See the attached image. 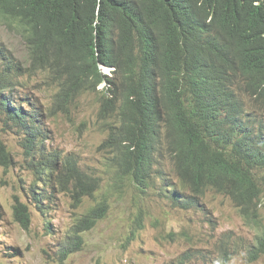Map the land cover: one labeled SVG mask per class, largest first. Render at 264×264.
I'll return each mask as SVG.
<instances>
[{
  "label": "trees",
  "instance_id": "trees-1",
  "mask_svg": "<svg viewBox=\"0 0 264 264\" xmlns=\"http://www.w3.org/2000/svg\"><path fill=\"white\" fill-rule=\"evenodd\" d=\"M209 20L223 33L204 45L194 38ZM0 23L21 36L33 68H50L57 73L59 87H65L58 96L61 108L106 84L107 109L112 108L116 127L99 148L108 152L110 159L113 154L111 167L117 178L113 189L117 182L121 186L129 180L145 196L176 206L179 202L183 209L198 205L208 191L228 190L229 170L241 153L242 141L237 134L247 114L244 104L230 108L222 122L215 114L197 112L194 103H188L186 110L178 89L167 90L161 85L177 84L173 77L175 59L186 47L189 63L205 61L233 43L238 33L241 42L250 35L248 51L258 58L260 50L264 52V0H0ZM0 55L7 63L0 75V115L8 127L9 121L22 126L27 115L9 112L3 94L12 83L10 75L22 66L5 49H0ZM101 65L114 68L113 76L105 75ZM229 82L225 76L217 89L231 92ZM246 89L264 103V68L252 74ZM22 129L29 155L31 134L35 138L37 133L32 128ZM122 142L127 145L122 146ZM117 151H123L124 157ZM31 161L40 177H66L61 180L62 192L71 194L74 207L95 197L99 181H82L72 160L39 155ZM0 163L6 168L14 163L1 138ZM108 211L104 200L77 218L74 244L81 247L82 235L95 229ZM14 215L28 230L31 221L19 200ZM261 240L253 258L264 253V236ZM73 252L65 246L59 264ZM184 257L202 259L198 251Z\"/></svg>",
  "mask_w": 264,
  "mask_h": 264
},
{
  "label": "rangeland",
  "instance_id": "rangeland-1",
  "mask_svg": "<svg viewBox=\"0 0 264 264\" xmlns=\"http://www.w3.org/2000/svg\"><path fill=\"white\" fill-rule=\"evenodd\" d=\"M0 49H5L22 66L21 71L10 75L13 82L49 110L44 124L48 136L44 140L45 150L59 151L65 159L73 160L86 178L99 181L95 197L85 199L80 208L74 209L71 194L62 192L60 186L42 187L20 133L16 127L5 125V118L0 115V138L14 162L10 168L0 163V264H59L65 246L74 252L63 264H210L217 257L215 242L224 232L233 230L254 238L256 230L242 220L231 201L214 192H209L198 207L182 209L166 200H152L129 180H125L123 187L117 182L113 189L116 170L111 167L110 154L99 148L104 139L98 125L103 94H84L63 109L54 99L56 79L31 66L21 36L2 23ZM6 64L0 55V75L4 74ZM32 190L49 197L43 201L44 214L34 208V197L38 198V194L33 196ZM17 200L31 208L29 230L15 220ZM104 200L109 206L108 215L95 229L82 235L81 247L74 244L71 238L76 219ZM140 211L145 216V229L129 240ZM262 214L264 224V205ZM45 216L52 218L48 234ZM176 231L182 233L173 240L170 234ZM198 250H204V258L185 259L186 253ZM235 259L239 264H264V256L255 263L242 256Z\"/></svg>",
  "mask_w": 264,
  "mask_h": 264
},
{
  "label": "clouds",
  "instance_id": "clouds-1",
  "mask_svg": "<svg viewBox=\"0 0 264 264\" xmlns=\"http://www.w3.org/2000/svg\"><path fill=\"white\" fill-rule=\"evenodd\" d=\"M222 33L223 31L213 27L209 20L207 24H204L199 28L194 39L198 43L208 45L213 39ZM261 36L264 37V34L261 33ZM250 40L251 37L249 35L244 41H239V34L237 33L234 42L228 43L219 54L212 53L211 57L205 59V61H198L192 64L187 60L188 47H186L185 53L175 59L176 65L174 66L173 77L177 84L173 86L161 85L167 90L178 89L186 102V110H189L187 108L188 103H194L197 106V112L215 114L222 122L227 117L229 109L234 106L244 104L247 111V114L243 119V126L237 134L242 141L240 145L241 153L236 155L233 160V166L229 170V179L227 181L228 190L225 193L211 190L208 191L207 194L209 192H214L215 194L229 199L242 220L250 228L256 230L257 233L254 238H248L237 234L233 230L224 232L215 242L217 257L210 264H239L235 259L237 256H242L248 262L255 263L264 256V253H262L259 258H253L262 243L261 237L264 236L262 214V207L264 205V103L252 92L246 89V84L252 74L257 70L264 68V52L260 50L259 57L254 58L248 51ZM101 69L102 72L109 77L113 76L112 72L115 70L114 68L105 65H101ZM44 70L54 78L57 75V73L50 68H45ZM38 71H43V69H39ZM225 76L230 79L229 89L231 92L229 93H222L217 89V83L222 81ZM11 82L12 83L8 85L6 93H3L6 96L7 109L14 116L27 115V118L24 119L22 126L9 121L10 127L17 128V131L20 133L21 139L24 142L26 132L22 129L23 126L26 128H32L37 133L35 138H32L31 134L29 144L31 154L27 155L31 160H38L39 155H44L51 158H59L61 156L65 161H69L65 159L59 151L48 152L44 148V140L48 138L47 134H45L47 130L44 128L45 121L49 117L47 106L43 105L38 98L32 97L28 93L22 91L23 87L21 85L16 84L13 80H11ZM204 85H206V87H204ZM56 86L57 91L54 99L60 104V97L58 98V96L60 93L65 92V87L61 90L57 79ZM101 86H103V88H100ZM105 89L106 84L102 83L98 86L96 91L92 92L103 94L100 98L101 108L98 118L99 128L104 134L103 141L106 139V136H108L111 129L116 127L112 124V108L107 109L108 103L107 97L104 95ZM84 94L85 93H83L82 96ZM108 97L111 98L112 95L108 94ZM102 125L106 126V128L103 129ZM126 145L125 142H122V146ZM117 152L121 158L124 157L123 151ZM112 158L113 154L111 155V161ZM75 165L78 168L76 163ZM81 176L82 181L84 178L85 180L87 179L82 173ZM63 178L66 177L41 175L39 183H41L44 188L51 189L54 184L61 187V180ZM43 190L45 191V189ZM31 194L33 196L38 194V198L34 197L35 203L33 206L44 214L43 210L45 209V206L43 201L48 200L49 197L46 196L45 193H36L34 190L31 191ZM207 194L198 205L193 207H198L206 199ZM146 196L150 197L148 194H146ZM152 200L155 201V199ZM74 202L76 201L73 200L74 209H78L80 208V205H82V202H80L78 207H74ZM22 204H24V207L27 209V214L31 221V227V208L25 203ZM171 204L174 207L181 208L174 205L172 202ZM51 223L52 218L45 216L44 224L46 234L52 230ZM134 225L135 228L131 231L129 240L136 237L139 232L145 229V216L142 211L136 216ZM48 226L51 227V230L49 231ZM136 229L138 232L133 235V231ZM181 233L182 231L173 232L170 234V238L174 240ZM203 251L204 250H198L200 258L205 257Z\"/></svg>",
  "mask_w": 264,
  "mask_h": 264
},
{
  "label": "bare ground",
  "instance_id": "bare-ground-1",
  "mask_svg": "<svg viewBox=\"0 0 264 264\" xmlns=\"http://www.w3.org/2000/svg\"><path fill=\"white\" fill-rule=\"evenodd\" d=\"M184 16H185V15H184ZM182 20H183V19H182ZM157 163H158V162H157ZM157 167H158V166H157ZM169 170L171 171V169H169ZM170 171H169L168 174H171ZM172 171H173V170H172ZM173 173H174V172H173ZM168 174H167V175H168ZM171 175L173 176V174H171ZM173 178H174V177H173ZM154 184H155V183H154ZM161 194H162V193H161ZM183 194H184V191H183ZM154 195H155V193H154ZM162 195H163V194H162ZM164 196H165V195H164ZM165 197H166V196H165ZM167 197H168V196H167ZM170 197H171V196H170ZM181 198H182V197H181ZM189 198H190V197H189ZM171 200H173V199H171ZM183 200H184V199H183ZM176 201H177V200H176ZM179 201H181V199H180ZM173 202H174V201H173ZM174 203H175V202H174ZM175 204H178V205L180 206L179 202H178V203H175ZM185 204H186V203H185ZM179 206H178V207H179ZM181 206H182V205H181ZM76 218H77V217H76ZM19 220H20V219H19ZM156 223H157V222H156Z\"/></svg>",
  "mask_w": 264,
  "mask_h": 264
}]
</instances>
